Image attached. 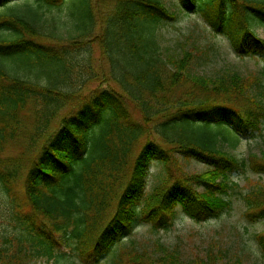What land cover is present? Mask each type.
I'll use <instances>...</instances> for the list:
<instances>
[{
	"label": "trees",
	"instance_id": "16d2710c",
	"mask_svg": "<svg viewBox=\"0 0 264 264\" xmlns=\"http://www.w3.org/2000/svg\"><path fill=\"white\" fill-rule=\"evenodd\" d=\"M106 3L99 17L100 1L0 0V264H185L177 248L156 241L154 256L132 235L142 224L171 228L179 210L196 223L218 219L236 192L246 219L264 220V186L243 194L230 179L264 176V153L239 159L219 134L263 136V83L237 72L196 74L210 50L169 51L161 31L176 13L164 1ZM179 3L238 57H264L255 29L264 27V0ZM63 7L67 34L51 14ZM25 113L35 124L29 164L9 154ZM181 157L209 170L175 179L170 166ZM154 163L167 174L148 194ZM257 242L264 253V233Z\"/></svg>",
	"mask_w": 264,
	"mask_h": 264
},
{
	"label": "rangeland",
	"instance_id": "374dc122",
	"mask_svg": "<svg viewBox=\"0 0 264 264\" xmlns=\"http://www.w3.org/2000/svg\"><path fill=\"white\" fill-rule=\"evenodd\" d=\"M96 1H100L102 4L99 13L96 4L98 2ZM162 1L170 11L176 13V19L164 26L161 31L169 51L181 53L183 49L193 50L195 43L203 49L210 50L207 58L198 60L193 66V71L196 74L218 77L225 73L237 72L245 78L258 79L264 85V57H238L232 50L230 42L211 31V28L199 14L182 11L179 0ZM94 4H96V14L99 17L104 16L108 10L106 0H94ZM77 6H73L72 9L69 8L70 14L74 13L73 10H76ZM60 10L54 9L51 14L61 18L63 23L61 30L67 34L69 30L67 28L70 27L69 21L72 19L66 7ZM255 29L259 38L264 39V27L260 26ZM85 55L87 57V54ZM93 56L95 57L94 67L97 69V59L100 60L98 47H96ZM94 86L96 85H91V89ZM139 116V112L134 110V117L139 118ZM23 124L22 134L17 141L10 145L9 154L21 159L25 164H29L35 157L34 153L28 152L29 139L35 126L32 114L25 113ZM219 134L227 141L220 144V147L239 159L248 158L249 154L264 153V130L263 136L254 140L245 138L237 140L235 133L228 128H222L219 130ZM142 140L138 149L140 145L145 143V140ZM43 141L44 138L41 139L39 145ZM138 152L137 150L136 155ZM170 167L175 179H181L183 172L192 175L203 174L209 170L203 163L186 160L182 157L179 158L178 163L173 162ZM150 172L147 186L148 194L153 192L155 188L162 186L167 174L162 163H154ZM230 179L238 184V189L243 194L252 192L258 184L264 186V176L254 174L251 171H247L245 174L231 175ZM231 200L232 210L218 219L196 223L179 210L171 228L153 231L150 225L142 224L134 232L132 239L139 242L138 247L148 249L154 256H157L154 247L156 241L171 250L177 248L185 264H196L197 262L204 264L209 258L215 260L217 264H231L239 260L242 264H264V253L261 252L257 242L259 234L264 233V220L253 223L246 219L245 201L237 192L231 197ZM101 264H109V261H104Z\"/></svg>",
	"mask_w": 264,
	"mask_h": 264
}]
</instances>
